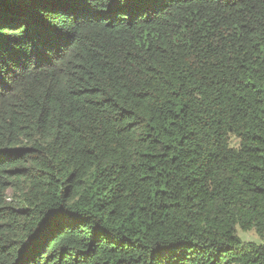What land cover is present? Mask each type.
<instances>
[{
	"label": "trees",
	"instance_id": "16d2710c",
	"mask_svg": "<svg viewBox=\"0 0 264 264\" xmlns=\"http://www.w3.org/2000/svg\"><path fill=\"white\" fill-rule=\"evenodd\" d=\"M0 264H264V0H0Z\"/></svg>",
	"mask_w": 264,
	"mask_h": 264
},
{
	"label": "rangeland",
	"instance_id": "374dc122",
	"mask_svg": "<svg viewBox=\"0 0 264 264\" xmlns=\"http://www.w3.org/2000/svg\"><path fill=\"white\" fill-rule=\"evenodd\" d=\"M8 197H9V195H8ZM236 236L242 242H250V243H254L256 245L260 244V241H259L257 235L253 231L245 233V232L240 231L239 229H236Z\"/></svg>",
	"mask_w": 264,
	"mask_h": 264
}]
</instances>
